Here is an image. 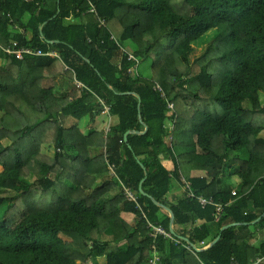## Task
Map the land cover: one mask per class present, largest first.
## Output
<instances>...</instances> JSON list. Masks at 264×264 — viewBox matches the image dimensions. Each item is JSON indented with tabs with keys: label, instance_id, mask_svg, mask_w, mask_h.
<instances>
[{
	"label": "trees",
	"instance_id": "16d2710c",
	"mask_svg": "<svg viewBox=\"0 0 264 264\" xmlns=\"http://www.w3.org/2000/svg\"><path fill=\"white\" fill-rule=\"evenodd\" d=\"M11 41L55 55L0 48V264H264V0H0Z\"/></svg>",
	"mask_w": 264,
	"mask_h": 264
},
{
	"label": "built area",
	"instance_id": "2783aa9c",
	"mask_svg": "<svg viewBox=\"0 0 264 264\" xmlns=\"http://www.w3.org/2000/svg\"><path fill=\"white\" fill-rule=\"evenodd\" d=\"M89 5L91 7L90 10H93L92 4H91L90 1H89ZM9 21H11V18L9 19ZM100 22L103 23L104 20L103 19H100ZM0 48L2 49V51L5 54L12 55V56H14L17 59L23 58L24 55H35V56H37V55H55V52H52V51L42 52L38 48H32V47H28V46H18L17 43H16V41H11L9 45H7V46H0ZM132 58H133V56L131 54H129L128 55V59H132ZM78 86H79V83H76V87H78ZM105 111H107V108H106ZM110 174L113 175L112 167H111ZM181 180L184 183V189L187 190V196H190V197L194 196V193L189 189V183L186 182V181H184L183 178ZM123 193H124V196L126 198H128L131 201H134L136 203V207L138 209H140V206H139V204L136 201L137 200L136 195H134V193L132 192V190L129 187L123 186ZM196 197H197V199H198V201H199V203L201 205H205V204H214L215 205L216 212H217L216 217H215V220H217L218 219V214L221 211L220 204H218V203L215 204L214 201L212 200V197H203V196H196ZM143 217H144V215H143ZM147 226L149 228H151L150 235H152V236L162 235L165 238H170V239H174L175 240V238L172 236L171 232L166 231L160 225L152 224L151 222L147 221ZM202 243L203 242H201V245H202ZM194 246H195V248L191 247L187 243V246L186 247L187 248L191 247L192 249H195V250L196 249H200L195 244H194ZM147 264H159V257L157 256V254H156L155 251L153 252V255H151V257H149L147 259Z\"/></svg>",
	"mask_w": 264,
	"mask_h": 264
},
{
	"label": "rangeland",
	"instance_id": "374dc122",
	"mask_svg": "<svg viewBox=\"0 0 264 264\" xmlns=\"http://www.w3.org/2000/svg\"><path fill=\"white\" fill-rule=\"evenodd\" d=\"M215 34V29H210L208 30L202 37H200L198 40H196L195 42H193L191 44V48H192V53L190 55V62L194 61L196 59V57H198L202 51L207 47V45L209 44V41H210V38ZM126 47H128V50H130L131 48L129 47L128 44H126ZM150 60H145V61H141L139 63V66H138V71H139V74L141 76H148L149 73H150ZM193 72H195L197 70V67L196 65L192 66V69H191ZM53 83H54V86H55V93H59V92H62L63 90H66V89H76L77 87L74 85V83L72 81H70L68 79V77L66 76H55L53 77ZM259 98H260V103L264 106V93H259ZM110 120V117L108 119V122ZM112 120L114 121V118L112 119L111 118V122ZM88 122V119H84L81 121V124L82 125H85L86 123ZM112 124V123H110ZM109 126V125H108ZM168 126H170L168 124ZM107 128V127H106ZM58 152V148H55L53 146V144H43L41 146V152L47 156H50L53 154V152ZM200 172L197 171V170H194L192 172L193 175H198ZM102 178H97V182H99ZM229 181V180H228ZM231 181L235 182V184L237 183V179L233 176L231 178ZM2 211H0V214H1ZM98 263L99 264H104V260L103 258H100L98 260ZM88 264H93L91 262H89Z\"/></svg>",
	"mask_w": 264,
	"mask_h": 264
},
{
	"label": "water",
	"instance_id": "95a60500",
	"mask_svg": "<svg viewBox=\"0 0 264 264\" xmlns=\"http://www.w3.org/2000/svg\"><path fill=\"white\" fill-rule=\"evenodd\" d=\"M138 101H139V99H138ZM146 129V127L144 126V130ZM127 134H128V132H125V134H124V138H126V136H127ZM139 162V164L141 165V167L144 169V171H145V168H144V166L140 163V161H138ZM142 182V181H141ZM142 192V191H141ZM145 194V193H144ZM162 209H164L167 213H168V215L170 216V219H171V223H170V232L171 233H173L174 232V229H173V213H172V211L169 209V208H167V207H165V206H163V205H159ZM259 218H257L255 221H257ZM233 224H228V225H225V226H223V227H221V230H223V229H225V228H227V227H229V226H232ZM218 238H219V236H217L216 238H214V240L211 242V244H213L214 242H216L217 240H218ZM187 241V240H186ZM187 243L191 246V247H193V248H195V246H194V244L193 243H191V242H189V241H187ZM196 250H198V249H196Z\"/></svg>",
	"mask_w": 264,
	"mask_h": 264
},
{
	"label": "crops",
	"instance_id": "0c3cea01",
	"mask_svg": "<svg viewBox=\"0 0 264 264\" xmlns=\"http://www.w3.org/2000/svg\"><path fill=\"white\" fill-rule=\"evenodd\" d=\"M74 21V19L73 20H66L65 22L66 23H70V22H73ZM112 119L114 118V121L112 120V124H115L116 123V121H117V119L115 118V117H111ZM193 175V174H192ZM174 187H175V189H174V194H180L181 193V185H179V183H177V182H175V185H174ZM164 210V209H163ZM165 211V210H164ZM166 212V211H165Z\"/></svg>",
	"mask_w": 264,
	"mask_h": 264
}]
</instances>
